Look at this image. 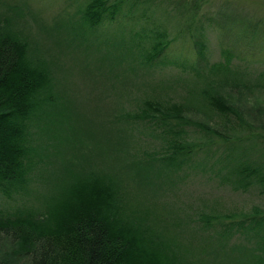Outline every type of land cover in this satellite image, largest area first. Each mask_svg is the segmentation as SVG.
Instances as JSON below:
<instances>
[{
	"label": "trees",
	"instance_id": "trees-1",
	"mask_svg": "<svg viewBox=\"0 0 264 264\" xmlns=\"http://www.w3.org/2000/svg\"><path fill=\"white\" fill-rule=\"evenodd\" d=\"M18 1L0 0V264H264V204L168 200L190 172L264 199V127L241 108L264 91V70H247L264 16L224 4L211 16L207 0H76L52 25L105 58L110 87L103 110L73 124L58 121L64 96L28 53ZM202 15L222 40L236 28L214 60ZM177 38L191 59L172 54ZM120 59L139 77H119ZM166 62L186 75L157 73Z\"/></svg>",
	"mask_w": 264,
	"mask_h": 264
},
{
	"label": "rangeland",
	"instance_id": "rangeland-1",
	"mask_svg": "<svg viewBox=\"0 0 264 264\" xmlns=\"http://www.w3.org/2000/svg\"><path fill=\"white\" fill-rule=\"evenodd\" d=\"M21 1L18 2L24 10L18 18L13 17L15 18L14 20L19 21L15 23H17V26L22 27L25 38H27L29 43L28 53L30 56L42 57L46 60L53 73V91L61 92L64 96V100L60 101L62 108L57 112L59 116L58 121L60 120V116L64 115L68 116L73 124H77V121L84 115L87 116L92 108L94 110H103L100 107L93 106L98 104L97 101L102 106L107 104L105 101L100 102L103 96L105 97L106 90L110 87L109 78L101 77L100 73L102 72L105 58H103L101 66L99 52H95L93 49V52L88 54L86 51L91 46L89 48H83L66 43L65 40L66 37H69L68 34H64V29L59 30L57 26L52 25L53 21L61 17V15H66L67 12H74L76 0H73V4L70 3L72 0ZM225 2L229 4H225ZM223 4L224 6L231 5L233 7L239 5L246 8L248 15L260 13L264 16V0H207V4L202 7V10L204 13L208 12L211 15ZM200 19L201 26L199 27L200 30L197 31H203L205 33L206 41H208V57L212 60L221 57L220 47L225 46L226 43H230V40L235 37L234 30L236 28L230 29L229 34L226 33L222 40L219 29L215 27V22H212V24L203 15ZM172 22H169V25H171L170 30L175 32ZM103 30L105 28H99V30L94 31L93 35L96 34L99 38L108 36L106 32L101 33ZM108 30L111 29L108 28ZM93 35H89L90 38ZM95 43L93 41V46H96ZM173 46L176 50L172 54L176 52L175 54L179 59L182 60L184 56H186V60L192 58L193 53L190 52L184 40L180 38L175 39ZM248 60H250V63L247 64V70L250 74H258L259 70H264V46L261 52H257V55ZM125 63L127 62L120 59V66L115 70L116 73H119L117 75L123 79H129V76L133 74L131 77L138 78L139 71H137L136 75V69L133 71V67L127 66ZM239 63L243 64L242 61H239ZM183 69L180 64L166 62L164 66L156 71L157 73H163L162 75L174 72L175 74L183 76L186 75ZM111 80L115 83L116 87L119 86V78ZM254 89L253 92L246 94L245 102L243 103L244 106H241V108L243 109L244 115H246V119L255 125L264 127V91ZM181 181L182 188L178 187L175 193V195L177 194L176 198L173 193H168L170 194L168 197L169 202H184L188 200L197 202L196 199L199 195H205V198L208 200L215 198L219 202H222V205L226 208L249 209L255 203L264 204V199L254 190L238 191L229 189L227 186H223V184L219 185L214 180L205 179L199 173L195 174L190 172ZM1 198L2 196L0 195V203L7 202L5 197L3 201ZM26 198L25 196H21V193H15L14 199L11 201L12 203L23 202ZM199 205V203L193 204L197 208Z\"/></svg>",
	"mask_w": 264,
	"mask_h": 264
}]
</instances>
